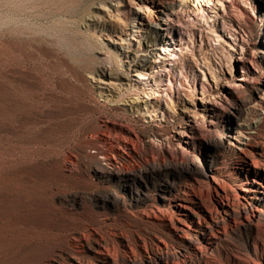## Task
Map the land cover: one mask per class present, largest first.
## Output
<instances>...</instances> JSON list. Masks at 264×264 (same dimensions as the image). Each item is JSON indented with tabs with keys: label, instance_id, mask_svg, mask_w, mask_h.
Segmentation results:
<instances>
[{
	"label": "rangeland",
	"instance_id": "374dc122",
	"mask_svg": "<svg viewBox=\"0 0 264 264\" xmlns=\"http://www.w3.org/2000/svg\"><path fill=\"white\" fill-rule=\"evenodd\" d=\"M138 8L152 44L129 31ZM235 132L241 152L217 143ZM249 165L264 173V0H0V264H52L78 233L119 264L166 251L179 254L162 264H264V212L235 211L260 180L236 171Z\"/></svg>",
	"mask_w": 264,
	"mask_h": 264
},
{
	"label": "bare ground",
	"instance_id": "6f19581e",
	"mask_svg": "<svg viewBox=\"0 0 264 264\" xmlns=\"http://www.w3.org/2000/svg\"><path fill=\"white\" fill-rule=\"evenodd\" d=\"M146 5V4H145ZM144 7V10L145 11H148V7L147 6H143ZM138 11H137V16H136V18H138L139 20H140V22L138 21H135V23H133L130 27H129V31H131L132 32V34L134 35V34H137V35H139V37H141V38H146L147 39V41L149 42V44H152L153 42H152V40L150 39V36L149 35H146L145 37H144V35H142L141 33H146V34H150V27H152V24L148 21V19H147V15L146 14H144L143 13V11H142V8H138L137 9ZM147 20V21H146ZM143 22V23H142ZM146 27V28H143V27ZM118 40L120 41V42H118ZM118 40H114V41H112V44L114 45V46H118V45H121V44H125V46L127 47V49H126V51H125V53L126 54H124L126 57H129V58H131V56L133 55L134 56V54L136 53L134 50H132V45L130 44V43H125L124 41V39H118ZM131 40H135V41H137L134 37H132L131 38ZM151 40V41H150ZM121 43V44H120ZM149 46V45H148ZM134 61V60H133ZM140 61V63H143L144 62V59L142 60H139ZM139 63V62H138ZM139 65V64H138ZM101 75L102 76H109V75H111V74H113L112 72H110V71H107L106 69H103V70H101ZM234 131H236V130H234ZM234 131H233V133H234ZM235 134L236 135H232V134H224V135H222V136H220V138L218 137V140H217V143L218 144H220V145H222V146H225V145H227L228 147L229 146H232V147H235L238 151H242L244 148L242 147V146H245L246 144H244V143H242L241 142V140L242 139H244V137H242V136H240V133H238V132H235ZM249 137V136H248ZM249 139V138H248ZM214 140V139H213ZM216 140V139H215ZM214 140V141H215ZM247 142H248V140H247ZM123 143H124V148L126 147L127 148V142H125V141H123ZM207 143V142H206ZM214 143V142H213ZM216 143V144H217ZM217 146H219V145H217ZM128 149V148H127ZM244 153H245V151H243ZM249 152V151H248ZM253 155V154H252ZM262 156V155H261ZM248 157V156H247ZM250 159V158H249ZM256 159V158H255ZM241 161V160H240ZM261 161V160H260ZM66 162V161H65ZM196 162V161H195ZM253 162V161H252ZM72 163V162H71ZM198 163V162H197ZM196 163V164H197ZM257 163V162H256ZM262 163V162H261ZM66 165V164H65ZM70 165V164H69ZM155 165V164H154ZM258 165V164H257ZM262 165V164H261ZM202 166V165H201ZM162 167V166H161ZM169 167V166H168ZM255 167V166H254ZM258 167V166H257ZM68 168V167H67ZM155 168H156V166H149V165H147L144 169H139V170H135V171H133V172H130V173H126V174H124L123 175V177L126 179V181H130V182H132V183H134V182H136L137 181V179L138 178H142L145 174H147V173H153V172H155ZM174 168V167H173ZM180 169V171L182 170H193V169H195L196 168V166H195V164H194V161H191V162H186V163H184L183 165H180V167H179ZM98 169V168H97ZM177 169H178V167H177ZM176 169V170H177ZM241 169V170H240ZM160 170H161V168H160ZM196 170V169H195ZM69 171V170H68ZM106 171V170H105ZM158 171V170H157ZM236 171L237 172H239V173H241V172H245V174H246V176H251V175H253V176H255V177H257L258 179H260V180H256V179H253L252 181H251V183H249V185H247L244 189H240V193H239V195H242V197H244V198H249L250 200H253V199H255V200H264V173H259V172H256L254 169H252L251 167H250V165L249 166H247V167H240V168H238V169H236ZM96 173H98V174H100L101 172L99 171V170H96L95 171ZM219 168H213L211 165H208V167H206V169L204 170V178L206 179V182H208L210 185H211V187L215 190V191H217V187H218V184L217 183H220L219 181L217 182V178L220 176L219 175ZM105 174H107L108 176H112V175H115L113 172H104ZM117 174V173H116ZM121 174V173H120ZM118 175V174H117ZM223 177V176H222ZM219 180V179H218ZM204 181V180H203ZM221 181V180H220ZM202 182V181H201ZM221 182H224V181H221ZM198 184H201V183H198ZM208 184V185H209ZM223 184V183H222ZM202 185H204V184H202ZM180 186V185H179ZM182 186V185H181ZM220 186V185H219ZM201 187V186H200ZM208 187V186H207ZM223 188V187H222ZM53 189V188H52ZM51 189V190H52ZM176 189V188H175ZM191 189H192V187H191ZM195 189V188H194ZM209 189H210V187H209ZM50 190V189H49ZM226 190V189H225ZM224 190V191H225ZM198 191H199V189H198ZM211 191V190H210ZM186 192V191H185ZM193 192H194V190H193ZM195 193V192H194ZM197 193V192H196ZM212 193V192H211ZM188 194V193H187ZM55 195V194H54ZM75 195V194H74ZM196 195V194H195ZM219 195V194H218ZM101 196V195H100ZM180 196V195H179ZM192 196V195H191ZM68 196L67 195H65L64 194V196H56V198H58V199H60L61 201H63L65 198H67ZM104 197V196H103ZM202 197V196H201ZM196 198V197H195ZM234 198V197H233ZM239 198V197H238ZM237 198V199H238ZM166 199V198H165ZM224 199V198H223ZM222 198H221V200H223ZM173 200V199H172ZM199 202H201L202 200L200 199V198H198L197 199ZM240 200V199H239ZM238 200V201H239ZM70 201V200H69ZM228 201V200H227ZM237 201V200H236ZM235 201V202H236ZM187 201H184V200H181V201H179L178 203H175V204H173V202L172 201H170V200H167V201H165L164 203H165V206H166V208L167 209H169L171 212H178V211H182V205H185V203H186ZM190 202V201H189ZM198 202V203H199ZM230 202V201H229ZM229 202H217V203H221L223 206H226L227 208H228V204L227 203H229ZM234 202V201H233ZM202 204V209H203V211L206 213V207H205V205L206 204H203V202H201ZM248 203V202H247ZM53 204V203H52ZM214 204V203H213ZM239 204V203H238ZM241 204V203H240ZM235 205H236V203H235ZM243 205V204H242ZM72 206V205H71ZM233 206V205H232ZM56 207V206H55ZM213 207V206H212ZM216 207V206H215ZM67 208V207H66ZM185 209H187V208H185ZM213 209V208H212ZM215 209V208H214ZM217 209V208H216ZM235 209V208H234ZM233 209V210H234ZM190 210V209H189ZM209 210H211V209H209ZM160 210H158V212H159ZM215 211V210H214ZM218 211V210H217ZM227 211H229V209H226L225 208V210H224V212L225 213H227ZM236 211V213H237V211H238V213H239V211L240 210H235ZM167 212V211H166ZM211 212V211H210ZM213 212V211H212ZM211 212V213H212ZM264 212V211H263ZM162 213H163V211H162ZM169 213V212H168ZM194 213H196V212H194ZM215 213V212H214ZM235 213V214H236ZM143 214V213H142ZM198 214V213H197ZM234 214V215H235ZM168 215V214H167ZM171 215L172 214H170V217H171ZM191 215H193V214H191ZM218 215V214H217ZM229 215V214H228ZM242 215V214H241ZM161 216H162V218H164L163 220H165V219H167V218H165L162 214H161ZM190 216V215H189ZM221 216V215H220ZM231 216V215H230ZM237 216V215H236ZM239 216V215H238ZM168 217V216H167ZM193 217H194V215H193ZM196 217V216H195ZM217 217V216H216ZM240 217H242V216H240ZM240 217H239V219H240ZM254 217V216H253ZM220 218V217H219ZM231 218V217H230ZM143 219V218H142ZM171 219H172V217H171ZM205 219V218H204ZM203 219V220H204ZM215 219V218H214ZM223 219V218H222ZM247 219V218H246ZM156 220H158V219H156ZM177 220V219H176ZM213 220V219H212ZM248 220H249V218H248ZM251 220V219H250ZM160 221V220H159ZM180 221V220H179ZM194 221V219L191 217V223ZM214 221V220H213ZM216 221V220H215ZM214 221V222H215ZM163 223V225H164V221H162ZM172 222V221H171ZM170 222V223H171ZM205 222H207V221H205ZM224 222V221H223ZM230 222V221H229ZM232 222V221H231ZM243 222V221H242ZM173 223H174V221H173ZM209 223V222H208ZM218 223V222H217ZM227 223V222H226ZM225 223V224H226ZM235 223V222H234ZM75 224V223H74ZM230 224V223H229ZM76 225V224H75ZM172 225V224H171ZM176 225V224H175ZM185 225V224H184ZM232 226V225H231ZM172 227V226H171ZM187 227H188V225H187ZM205 227V226H204ZM206 227H208V226H206ZM213 227V226H212ZM49 228H51V227H49ZM48 228V229H49ZM76 228V227H75ZM191 228V227H190ZM223 228V227H222ZM182 230V229H181ZM191 230V229H190ZM211 230H212V228H211ZM210 230V231H211ZM100 231V230H99ZM78 232V231H77ZM89 232V231H88ZM178 232V231H177ZM183 232H184V230H183ZM63 233V232H62ZM98 233V232H97ZM179 233V232H178ZM215 233V232H214ZM218 233H221L220 231L218 232ZM43 234V233H42ZM85 233H78V235H76V238H77V242L74 244V243H67V244H65V246L61 249L62 251H59V254L58 255H56V256H53V257H51V263L52 264H61V262H59V259L61 258V256L63 255V256H67V259L69 258V259H71V260H73V259H75V255H82V262H85V263H88V259H90L91 261H90V263L92 262V261H94V262H96L97 264H119L116 260H114L113 259V257H111V256H109V254H107V251H106V248H105V244L101 241V235L98 237V236H96V237H94V241L92 242V245H91V241L89 242L88 240H87V237L84 235ZM90 234V233H89ZM59 235V234H58ZM92 235V234H91ZM187 235V234H186ZM186 235H185V237H186ZM190 235V234H189ZM206 235H207V230L206 229H201V234H199L198 235V238H199V240H203V239H205L206 238ZM30 236V235H29ZM28 236V237H29ZM88 236V235H87ZM180 236V235H179ZM213 236V235H212ZM56 237V236H55ZM215 237V236H214ZM217 237V236H216ZM51 238V237H50ZM49 238V239H50ZM89 238V237H88ZM158 238V237H157ZM195 238V237H194ZM220 238V237H219ZM26 239V238H25ZM33 239H34V237H33ZM72 239H75V238H72ZM103 239V238H102ZM173 239V238H172ZM188 239V238H187ZM217 239V238H216ZM48 240V239H47ZM90 240V239H89ZM126 240V239H125ZM221 240H222V238H221ZM35 241V240H34ZM34 241H32V242H34ZM51 241V240H50ZM145 241V240H144ZM196 241H197V239H196ZM67 242H69V241H67ZM105 242V241H104ZM185 242V246H187V247H192V246H194L195 244L191 241V240H185L184 241ZM183 242V243H184ZM47 243V242H46ZM162 243V242H161ZM49 244V243H48ZM114 244V243H113ZM120 244H121V246L123 247V251L124 252H126L127 253V251H128V249H129V247H128V245L125 243V241L124 240H120ZM181 244V243H180ZM203 244V243H202ZM34 245V244H33ZM109 245V244H108ZM131 245V244H130ZM136 245V244H135ZM165 245V244H164ZM23 246H25V244L23 245ZM29 246V245H28ZM43 246V245H42ZM58 246V245H57ZM118 246V245H117ZM138 246V245H137ZM140 247V246H139ZM214 247V246H213ZM56 248V247H55ZM117 248V247H116ZM169 248V247H168ZM51 249V248H50ZM65 249V250H64ZM108 249H109V247H108ZM107 249V250H108ZM134 249V248H133ZM208 249V248H207ZM114 250V249H113ZM131 250H132V248H131ZM154 250V249H153ZM158 250V249H157ZM186 250V249H185ZM184 250V251H185ZM28 251V250H27ZM117 251V250H116ZM143 251V250H142ZM147 251V250H146ZM162 251V250H161ZM198 251H200V250H198ZM204 251V250H203ZM72 252V254H70ZM108 252H110V251H108ZM123 252V253H124ZM133 252V251H132ZM154 252V251H153ZM159 252V251H158ZM175 253H173V251H172V254H168L167 253V251H166V253L165 254H163V252H162V254L161 255H158V254H154L153 255V258H145V256H143V258H141L140 260L139 259H136V256L135 257H133V258H125V257H123V256H121V258H120V261H121V263H124V264H159V263H161L162 264V262L164 261V260H169V258H172V259H174L175 257H177L178 256V254L179 253H177L176 251H174ZM22 253V252H21ZM85 253V254H84ZM117 253V252H116ZM135 253V252H134ZM86 254H88V257H85V255ZM132 254V253H131ZM136 254V253H135ZM142 254V253H141ZM181 254V253H180ZM111 255V254H110ZM51 256V255H50ZM113 256V255H112ZM133 256V255H132ZM131 256V257H132ZM206 256H207V253H206ZM116 257V256H115ZM197 258H199V257H197ZM79 259V258H78ZM119 259V258H118ZM47 260V259H46ZM180 260V259H179ZM192 260V259H191ZM32 261V260H31ZM38 261V260H37ZM64 261V260H63ZM177 261V260H176ZM28 262V261H27ZM78 262H79V260H78ZM174 262V261H173ZM80 263V262H79ZM168 263V262H167ZM183 263L184 264H188V257L186 258L185 257V259H184V261H183ZM64 264V263H63ZM70 264V263H69ZM89 264V263H88ZM179 264V263H178Z\"/></svg>",
	"mask_w": 264,
	"mask_h": 264
},
{
	"label": "built area",
	"instance_id": "2783aa9c",
	"mask_svg": "<svg viewBox=\"0 0 264 264\" xmlns=\"http://www.w3.org/2000/svg\"><path fill=\"white\" fill-rule=\"evenodd\" d=\"M238 169V168H237ZM241 170V169H240ZM228 202V201H226ZM175 204V203H174ZM228 204V203H227ZM185 207H182V210ZM206 209V208H205ZM264 211V200H251V202L247 205L244 206L241 210L240 213H242L243 218L246 220L247 217H250V215L254 216L255 214H262ZM235 212V211H234ZM206 214H211L208 210H206ZM207 244H209L210 241V235H206V238L203 239Z\"/></svg>",
	"mask_w": 264,
	"mask_h": 264
}]
</instances>
